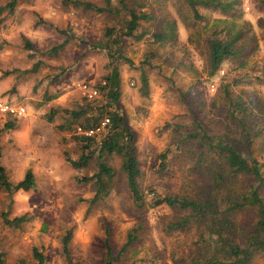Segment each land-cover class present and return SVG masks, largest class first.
<instances>
[{"label":"rangeland","instance_id":"374dc122","mask_svg":"<svg viewBox=\"0 0 264 264\" xmlns=\"http://www.w3.org/2000/svg\"><path fill=\"white\" fill-rule=\"evenodd\" d=\"M77 1L16 0L9 9L0 0V95L26 108L25 116H12L9 129L0 122V165L12 183L27 169L35 177L24 192L0 184V264H39L34 248L41 264H105L107 244L112 264H193L203 241L196 227L168 229L185 211L152 202L156 195L194 191V158L179 142L195 129L194 114L209 132L222 134L228 96L241 97L264 126V0H217L233 4L226 11L195 0ZM129 9L149 16L134 32L137 39L121 32ZM237 30L241 61L227 59L211 73L208 39ZM159 33L164 38L155 40ZM113 66L120 74L115 106L100 88ZM83 83L96 86L98 96H85ZM106 105L135 134L141 205L133 202L118 156L106 160L115 170L110 191L93 204L96 186L88 178L100 160L79 168L66 161L82 153L75 126ZM232 128L236 144L263 162L264 131L248 143ZM4 214L23 220L10 225ZM250 264H264V251Z\"/></svg>","mask_w":264,"mask_h":264},{"label":"trees","instance_id":"16d2710c","mask_svg":"<svg viewBox=\"0 0 264 264\" xmlns=\"http://www.w3.org/2000/svg\"><path fill=\"white\" fill-rule=\"evenodd\" d=\"M69 1L74 6L81 4L77 0ZM15 2L16 0H8L6 6L11 9ZM105 2L107 6L110 5V0ZM195 2L218 7L223 11L233 7L231 2L224 3L217 0H195ZM85 4L99 12L104 9L89 2ZM148 18L144 10L136 12L129 9L121 32L125 36L139 38L140 36L135 35L134 32L138 29L140 21ZM38 21L44 22L41 17ZM260 25L264 27V19L260 20ZM240 37L241 31L237 30L224 40L215 37L208 39L211 73L217 71L227 59L241 61L240 55L244 49L236 45ZM163 38L164 34H155V40ZM26 45L29 46V42H26ZM63 45L64 43L57 47ZM103 81L104 84L100 88L105 92L107 103L115 106L120 96L118 68L113 66ZM142 83L145 90L147 83L145 78H142ZM110 105L101 108L93 119L83 125L85 129L92 128L107 117L109 122L105 129L98 136L77 134L76 138L82 145V153L78 159L66 156V161L71 166L79 168L87 165L92 157L100 160L97 171L88 178L94 179L96 186L95 195L90 199L93 204L110 191L115 170L106 160L110 156H118L120 169L125 174L133 202L141 205L143 194L138 184L140 169L135 154V134L118 109L116 107L111 109ZM227 113L230 117L224 133L212 134L202 125L198 115L194 114L195 129L188 130L187 134L179 138L181 147L190 154L192 160L194 158L193 169L198 176L192 184L194 191L186 194L156 195L152 202L153 206L166 204L171 208L185 211L180 218L167 225L168 229H184L190 225L196 227L198 236L203 238V241H198L199 251L193 264H250L256 254L264 251V161L261 162L255 156L248 155L236 144L238 138L232 128V126L238 128V137L251 143L264 131V126H261L257 116H254L249 103L241 97L228 96ZM11 125L12 123H7L3 128L9 129ZM0 184L8 191L24 192L34 187L35 177L33 172L27 169L21 180L12 183L7 180L4 168L0 165ZM238 215H247L249 219L247 222H242L237 220ZM2 216L10 225H19L23 220V216L11 219L7 218L6 214ZM131 239L129 234L122 250L131 243ZM68 240L69 234H66L63 241L65 249ZM34 256L39 264L43 262V255L36 248H34ZM107 257L105 264H112L113 259L108 244Z\"/></svg>","mask_w":264,"mask_h":264},{"label":"built area","instance_id":"2783aa9c","mask_svg":"<svg viewBox=\"0 0 264 264\" xmlns=\"http://www.w3.org/2000/svg\"><path fill=\"white\" fill-rule=\"evenodd\" d=\"M213 89V85L211 86ZM85 96L88 98H95L99 94V90L96 86H92L86 83L82 84L81 87ZM0 113L8 114L16 117H23L26 115V108L23 105L14 104L10 101L0 98ZM109 122L107 117L103 118L95 127L92 128H83L81 126H75L74 132L76 134H84L86 136H98L104 129L106 124Z\"/></svg>","mask_w":264,"mask_h":264},{"label":"crops","instance_id":"0c3cea01","mask_svg":"<svg viewBox=\"0 0 264 264\" xmlns=\"http://www.w3.org/2000/svg\"><path fill=\"white\" fill-rule=\"evenodd\" d=\"M0 98H2V96L0 95ZM4 99V98H2ZM4 100H7V101H10L8 99H4ZM12 102V101H10ZM13 117H16V116H13ZM13 117L11 115H8V114H2L0 113V122H4V125L7 124V123H11L13 122ZM16 118H21V117H16ZM4 127V126H3ZM2 127V128H3ZM1 129V128H0ZM21 180V179H20ZM19 181V180H18ZM16 183V182H15Z\"/></svg>","mask_w":264,"mask_h":264}]
</instances>
